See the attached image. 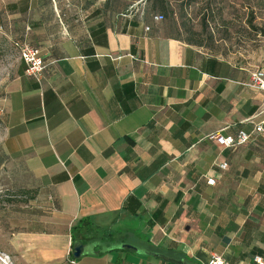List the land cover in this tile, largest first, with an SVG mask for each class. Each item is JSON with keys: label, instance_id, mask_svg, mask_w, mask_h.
Masks as SVG:
<instances>
[{"label": "crops", "instance_id": "obj_1", "mask_svg": "<svg viewBox=\"0 0 264 264\" xmlns=\"http://www.w3.org/2000/svg\"><path fill=\"white\" fill-rule=\"evenodd\" d=\"M138 10L0 0V35L45 64L35 80L20 60L0 97V184L28 196L4 264L264 258V135L234 150L205 140L251 130L264 92Z\"/></svg>", "mask_w": 264, "mask_h": 264}, {"label": "rangeland", "instance_id": "obj_2", "mask_svg": "<svg viewBox=\"0 0 264 264\" xmlns=\"http://www.w3.org/2000/svg\"><path fill=\"white\" fill-rule=\"evenodd\" d=\"M164 1L169 5L166 14L157 13L164 16L162 22L176 24L180 29L178 34L184 39L198 43L208 54L223 58L235 67H242L248 73L264 69V0ZM145 2L111 0L121 11L127 8L140 11ZM19 61L17 48L0 35V97ZM1 128L0 124V134ZM14 194L4 190L0 184V264L7 259L2 254L7 238L20 227L19 221L24 220L23 214L17 213V208L23 207L24 203L20 202L27 201L28 196L24 198ZM248 196L252 199L251 195Z\"/></svg>", "mask_w": 264, "mask_h": 264}, {"label": "built area", "instance_id": "obj_3", "mask_svg": "<svg viewBox=\"0 0 264 264\" xmlns=\"http://www.w3.org/2000/svg\"><path fill=\"white\" fill-rule=\"evenodd\" d=\"M152 20L154 22H161L163 17L159 14H156L152 17ZM145 29L148 30V27H145ZM14 45L19 51L20 60L25 66V75L35 80H39L45 68V64L39 50L26 42H16ZM245 85L264 92V69L258 68L251 71L248 76V83ZM244 122L252 125L251 130L246 131L241 129L238 130L235 135L231 136L224 135L223 131L225 129H221L207 134L205 136V140L218 147L229 150H234L249 144L252 142L255 136L264 135V108L253 117L244 120ZM219 167L220 169L225 170L227 163H222ZM206 184L208 186H214L215 179L207 178ZM252 261L254 264H264V258L258 255H254L252 257ZM70 263L74 264L73 261ZM208 264H227V262L221 255L212 254Z\"/></svg>", "mask_w": 264, "mask_h": 264}, {"label": "trees", "instance_id": "obj_4", "mask_svg": "<svg viewBox=\"0 0 264 264\" xmlns=\"http://www.w3.org/2000/svg\"><path fill=\"white\" fill-rule=\"evenodd\" d=\"M154 2L152 3V1L151 0H146V2H145V11H149V12H151V13H155L154 15H156V14H159V13H157V11H160V12H162L163 14H166V12H167V8H169V5H168V3H166L164 0H153ZM169 10H171V7H170V9ZM154 15H152V17L154 16ZM159 15H161L162 17H163V19H164V16L162 15V14H159ZM180 30V29H179ZM178 30V31H179ZM186 40V42L188 43V44H191V45H196V46H200L198 43H195V42H193V41H191V40H189V39H185ZM1 124V123H0ZM21 194H24L23 192L21 193ZM15 196H17V194H14ZM9 202H14V201H9Z\"/></svg>", "mask_w": 264, "mask_h": 264}, {"label": "water", "instance_id": "obj_5", "mask_svg": "<svg viewBox=\"0 0 264 264\" xmlns=\"http://www.w3.org/2000/svg\"><path fill=\"white\" fill-rule=\"evenodd\" d=\"M74 257H78L79 256V249L78 248H74V253H73Z\"/></svg>", "mask_w": 264, "mask_h": 264}]
</instances>
